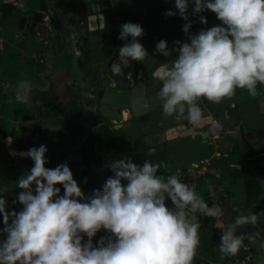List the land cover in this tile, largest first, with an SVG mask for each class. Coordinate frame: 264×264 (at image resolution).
<instances>
[{
    "label": "clouds",
    "instance_id": "1",
    "mask_svg": "<svg viewBox=\"0 0 264 264\" xmlns=\"http://www.w3.org/2000/svg\"><path fill=\"white\" fill-rule=\"evenodd\" d=\"M192 2L193 15L210 10L222 25L190 33L189 0H174L178 13L170 9L165 16L178 14L188 21L182 30L190 42L177 39L169 49L167 41L160 40L155 45L157 54L177 55L161 63L152 77L162 84L158 91L162 114L199 125L204 120L198 104L201 98L219 104L238 88L255 97L257 85L264 86V0ZM200 22L207 24L206 17L201 15ZM120 27L118 39L131 40L119 48V59L109 67L115 76H124L131 61L143 62L149 55L138 40L144 35L140 24L132 21ZM31 91L30 82L22 80L15 99L28 103ZM220 128L216 122L212 131ZM12 142L13 137H7L5 143ZM155 152L150 148L146 154L152 157ZM46 153L43 144L20 153L33 162L16 181L20 191L13 204L22 205L21 210L7 211L5 192L0 190V264H192L200 244V224L189 213L199 211L211 218L225 215L222 207H209L182 182L179 172L158 175L167 166L152 159L140 165L123 157L108 164L112 175L102 190L85 195L67 162L55 168L45 166ZM56 185L63 186L62 195ZM257 222L256 213L234 217L227 229L218 220L221 259L237 255L243 245L238 230ZM101 230L108 235L94 245L92 238Z\"/></svg>",
    "mask_w": 264,
    "mask_h": 264
},
{
    "label": "flooded vegetation",
    "instance_id": "2",
    "mask_svg": "<svg viewBox=\"0 0 264 264\" xmlns=\"http://www.w3.org/2000/svg\"><path fill=\"white\" fill-rule=\"evenodd\" d=\"M84 8L85 4L76 0H0V190L5 192L7 211H19L23 207L19 203L13 204L20 191L16 181L33 167L31 159L22 157L21 152L45 145L48 160L45 166L55 168L67 162L79 187L85 195H89L93 189L102 190V185L112 175L108 164L123 157L142 161L140 151L129 156L125 147L128 146L125 143L128 139L125 138L129 137V128L137 124L146 130L150 115L162 110L160 107L138 118L132 116L128 126L111 124L99 116L100 94L106 73L115 60L116 48L122 42L118 39L120 26L136 20L135 23L144 27L145 48L150 38L147 13L152 9L147 10L144 16L126 7L104 12L107 21L112 15L118 17V20L116 17L111 19L119 23L117 35L114 34L112 40L104 31L105 26H100L98 34L93 37V40H98L91 42L75 30V26L83 24L86 19V15H82ZM188 13L193 15L190 10ZM202 13L193 16L206 17L204 29L222 25L215 13L214 16L207 10ZM177 39L174 38L173 42ZM21 60L26 61L23 66L25 71L19 70L23 65ZM143 64H138V78H144L146 70L149 80L161 63L152 62L148 67ZM22 80L31 84L28 103L15 99L17 85ZM246 96H250L246 89H237L238 99ZM251 98L258 108V113L252 118L262 117L255 127L247 126L250 120L243 118V111L239 110L237 103L231 102L228 107L227 99L220 105L208 103L211 107L205 109L206 114L210 113V123L206 125L204 134L198 131V135L202 143L213 147L211 156L199 162L193 161L192 168L168 165L160 170L164 176L179 172L181 181L202 196L209 207L223 208L225 215L222 217L202 215L194 219L200 224V240L211 233L207 238L214 244H220V240L216 239L221 237V230L216 227L218 220L227 229L238 215H258L255 225L238 230L237 235L243 237V245L237 255L228 257L229 261L224 264H264V225L261 226L262 216L259 215L264 212V149H261L264 142L254 147L248 137V134L264 129V86L257 85V95ZM216 122L221 124V128L212 131ZM104 132L112 137L114 148L105 152L100 160L89 162L87 150L84 153L83 147L88 142H99L96 138ZM9 136L13 137L11 145L5 143ZM239 180L245 188V195L240 199L233 191ZM122 183L126 185L127 181ZM56 187L61 189L62 195L63 186ZM166 205L172 207L171 201L166 199ZM192 214L189 213L190 216ZM0 227H3L2 217ZM101 231V237L108 235L106 231ZM84 239L87 240V237ZM206 242L207 239L202 242V247L207 246ZM216 252H213L214 256ZM205 255L196 249L192 264H215Z\"/></svg>",
    "mask_w": 264,
    "mask_h": 264
},
{
    "label": "rangeland",
    "instance_id": "3",
    "mask_svg": "<svg viewBox=\"0 0 264 264\" xmlns=\"http://www.w3.org/2000/svg\"><path fill=\"white\" fill-rule=\"evenodd\" d=\"M172 1L174 3V0ZM193 7H194V3L192 2V0H189V10L191 12ZM168 10H170V8L161 7L160 9L157 10L156 9L150 10L149 13H147L146 22L149 25L148 33L150 34V38H149L148 46L147 45L145 46L149 55L143 61L144 64L146 63L145 65L143 64L144 67H148V65L150 63L152 64V62L153 63L156 62L157 64L165 63L168 60H172L177 55L176 52H173L172 54L173 57H164L160 54H157L155 51V45L160 40L163 39L167 41L169 49H172L174 47L173 39L176 37L183 40V42H189L188 36L182 30L183 25L188 21L183 20L178 14L176 16L166 17L165 12ZM207 11L209 12V14H212L214 16L213 12H211L210 10ZM187 15L189 16V21H191L192 23V27L189 29L190 33L196 34L199 32V30L204 29L205 24H202L200 22V17L197 18L193 15L190 16L189 13H187ZM216 25H220V24H216ZM108 34L109 37L113 40L114 33L110 32ZM21 61L23 65L21 64L19 70L25 71L26 68L23 66L26 65L25 64L26 61L25 60H21ZM251 97L246 96L245 98L238 99L237 89H236L235 95L230 99L225 98V100L227 99L228 101L226 104L227 107L228 104L231 102L237 103V107H239V110L243 111V118L244 119L249 118L250 120L249 122H247L249 123L247 124V126L255 127L260 121V119L262 120V117H258L257 119L252 118L255 113H258V108ZM205 100L207 99L201 98L198 101V104L202 108L204 115V120L202 121V123H204V126L210 123L208 118L209 114H206V109H209L211 107L210 105H207ZM150 116L151 117L149 118V120H147L149 121V123L145 125L146 130L142 128L141 124H137L133 128H129L130 131L129 137L125 138L128 139L127 141H125V143H127L128 146L125 147L126 150L129 152V156L138 154L139 151L136 148L137 140H142L143 144H145L146 146L150 145L152 146V148L158 149L159 152L162 154V156L165 158V162H167V165H171V167L181 165L184 166L185 168L188 167L192 168L193 161L199 162L200 159L207 158L211 156V154L213 153L214 151L213 147L208 146L201 142V138L198 135V129L200 128L198 125H192L184 118H181L180 120H176L174 116L165 117L162 114V111L156 112ZM160 123H162V125H160ZM163 174L164 173H162V171L158 173V175H163ZM236 187L237 188H234L233 191L238 194V198L240 199L245 195L244 192L245 188L244 186H242L241 180H239ZM202 215H203L202 213L197 211L193 213L191 216L197 219V218H201ZM259 215L262 216V220L260 221H261V226H263L264 212H260ZM209 234L211 233H208V235L205 234V239L200 240V244L197 248V251H200L202 254L203 253L206 254L205 256L208 257L209 260H211L215 264H224L220 261L221 253L219 251V244L217 243L214 244L211 239L207 238ZM206 239L208 240V242H206L208 249L207 246L202 247V242ZM215 250H217L216 256H214L213 253Z\"/></svg>",
    "mask_w": 264,
    "mask_h": 264
},
{
    "label": "water",
    "instance_id": "4",
    "mask_svg": "<svg viewBox=\"0 0 264 264\" xmlns=\"http://www.w3.org/2000/svg\"><path fill=\"white\" fill-rule=\"evenodd\" d=\"M76 2L85 4V12H82V15H86V19L83 24L76 25L75 30L88 37L90 41L92 40L91 42L98 40H93V37L98 34L100 26H105L102 22L104 12L118 10L121 7L129 8L134 13L139 12L143 16L147 10L160 9L161 7L171 8V10L176 11L172 0H76ZM142 28L144 31V27ZM144 37L145 33L141 38H138L142 45L144 44ZM130 40L131 37H128L127 41H122L118 45L115 50V60L119 59V48ZM138 64L139 62L131 61L130 66L124 69V76H115L110 70H107L106 81L100 94L101 103L98 108L99 116L105 121L115 125L123 124L128 126L132 116L138 118L147 114L151 109L162 107V101L158 97V91L162 84H157L153 80L152 74L148 80L146 70L143 72L144 78L139 79ZM248 137L250 144L256 147L257 143L264 142V129L248 134ZM261 149H264V146ZM101 234L102 231L92 238L94 245L101 238ZM262 235H264V230Z\"/></svg>",
    "mask_w": 264,
    "mask_h": 264
},
{
    "label": "trees",
    "instance_id": "5",
    "mask_svg": "<svg viewBox=\"0 0 264 264\" xmlns=\"http://www.w3.org/2000/svg\"><path fill=\"white\" fill-rule=\"evenodd\" d=\"M96 139H98L99 142H88L87 146L83 147L84 153H85V150H87V154H88L87 159L89 160V162H91L92 160H96V161L100 160L103 154H105V152L109 151L111 148H114L113 141L111 142L112 137L107 132L100 133V135L97 136ZM136 145H137L138 151H140V156H142V161H139L137 158L133 160L134 163L142 165L145 160L152 159L153 162L155 163H163L166 166H168L167 162H165V158L162 156V154L159 152L158 149H156V152L152 157H148L146 152L148 149L152 147H147L145 144H143L142 140H137ZM165 168H161L160 170H163ZM216 239L219 241L220 237H216ZM220 261L222 263H226L229 260H228V257H225L224 259H221Z\"/></svg>",
    "mask_w": 264,
    "mask_h": 264
},
{
    "label": "crops",
    "instance_id": "6",
    "mask_svg": "<svg viewBox=\"0 0 264 264\" xmlns=\"http://www.w3.org/2000/svg\"><path fill=\"white\" fill-rule=\"evenodd\" d=\"M112 14H110V16H111ZM115 17H116V15H112V17L111 18H108V21H107V19H105V17H103V20H102V22L104 23V25H105V28H104V31H106V32H108V33H114L115 35H117V32H116V29H117V27H118V25H119V23L118 22H116V23H114L113 22V20H111V19H115ZM116 20H118V17H116ZM110 21V22H109ZM100 22H101V20H100ZM134 22H137L136 20L134 21ZM147 58V57H146ZM93 61V60H92ZM90 62V61H89ZM154 66H156V64L154 65ZM248 92V91H247ZM206 101V103L208 104V103H210L208 100H205ZM204 101V102H205ZM162 111V110H161ZM209 115H210V113H209ZM147 120V119H146ZM186 123H188V122H186ZM160 125H162V123H160ZM200 128L198 129V131H199V134H204V131L207 129L206 128V126H204V123H201V124H199L198 125ZM147 130H148V128H147Z\"/></svg>",
    "mask_w": 264,
    "mask_h": 264
}]
</instances>
